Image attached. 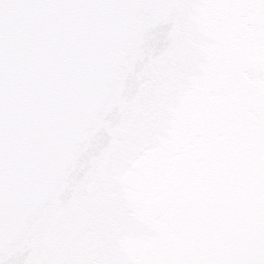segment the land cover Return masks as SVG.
Masks as SVG:
<instances>
[{
	"label": "water",
	"instance_id": "water-1",
	"mask_svg": "<svg viewBox=\"0 0 264 264\" xmlns=\"http://www.w3.org/2000/svg\"><path fill=\"white\" fill-rule=\"evenodd\" d=\"M262 60L264 0H0V264H264Z\"/></svg>",
	"mask_w": 264,
	"mask_h": 264
},
{
	"label": "flooded vegetation",
	"instance_id": "flooded-vegetation-1",
	"mask_svg": "<svg viewBox=\"0 0 264 264\" xmlns=\"http://www.w3.org/2000/svg\"><path fill=\"white\" fill-rule=\"evenodd\" d=\"M264 64V60L261 61L260 65L261 64ZM259 64H256L254 65L255 67H252L250 71L248 72H244V76H245V79L243 78V83H249L251 84L255 90H256V95L258 94V91L260 93H262V91L264 92V68H260ZM264 98V97H263ZM256 100H257V97H256ZM258 112L256 114V118L258 120V123L259 125L262 126V131L264 133V122H262L261 120V116H260V113H259V108L257 106V104L255 105ZM242 155H252L253 158H255V155H259V152L255 154L251 153V152H241ZM247 162L250 163V165H247L249 167V169H253L255 166H256V172H259V176H258V183L255 185V204H256V207H259L260 206V209L259 211L262 212L261 210V205L263 206L264 205V167H261L259 165L258 162H255L253 160L250 161V160H247ZM254 185V183L252 184ZM253 195V196H254Z\"/></svg>",
	"mask_w": 264,
	"mask_h": 264
}]
</instances>
